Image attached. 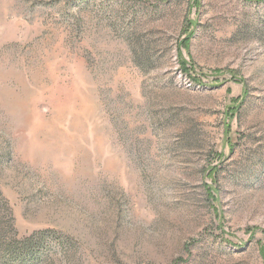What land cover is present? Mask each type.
Here are the masks:
<instances>
[{
  "label": "rangeland",
  "instance_id": "1",
  "mask_svg": "<svg viewBox=\"0 0 264 264\" xmlns=\"http://www.w3.org/2000/svg\"><path fill=\"white\" fill-rule=\"evenodd\" d=\"M50 264H264V0H0V241Z\"/></svg>",
  "mask_w": 264,
  "mask_h": 264
},
{
  "label": "trees",
  "instance_id": "2",
  "mask_svg": "<svg viewBox=\"0 0 264 264\" xmlns=\"http://www.w3.org/2000/svg\"><path fill=\"white\" fill-rule=\"evenodd\" d=\"M70 249L65 238L48 229L0 241V264H50L56 252Z\"/></svg>",
  "mask_w": 264,
  "mask_h": 264
}]
</instances>
